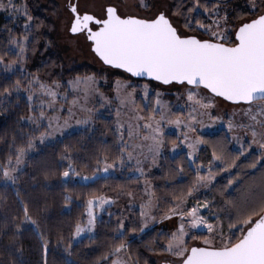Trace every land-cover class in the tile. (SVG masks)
<instances>
[{
  "label": "snow or ice",
  "instance_id": "6c2138e0",
  "mask_svg": "<svg viewBox=\"0 0 264 264\" xmlns=\"http://www.w3.org/2000/svg\"><path fill=\"white\" fill-rule=\"evenodd\" d=\"M136 7L142 10L129 11L126 0H66L65 3L67 19L62 22L64 27L70 34L84 37L90 50L104 65L122 70L131 78H152L164 85L175 82L183 90L178 94L185 97L183 107L189 109L186 119L181 118L183 113L170 118L165 102L160 99L162 94L156 92L155 106L149 103L142 110L135 106L136 90L132 87V79L118 78L112 82L115 85L113 98L119 101L120 106L131 105L130 111L135 115L122 122L120 106H117L112 127L116 153L112 156L98 153L92 176L81 178L95 179L101 174L106 176L110 169L133 165L135 171L132 174L145 178L143 192L146 199L138 205L139 220H128L129 224L139 223V227L127 228L124 223L127 217L117 220V240L97 258L95 264H138V260L132 257L127 234L143 233L153 222L171 221L173 218L176 221L174 230L158 234L166 237L161 250L174 258L166 260L165 264H264V174L260 176L259 183L253 179L245 184L237 164L239 156L253 145L257 146L260 155L248 165L249 169L255 170L257 163L264 161V0H248L247 11L243 14L230 8L228 0H136ZM0 10L22 12L26 17L24 34L13 35L4 29L9 32L8 47L0 55V68L13 74L19 72L23 82L16 79L5 86L0 91V99L13 94L25 96L29 114L22 116L21 120L37 131L46 123V130L39 132L41 141L53 133H62L71 124L92 123L91 114L95 110L87 107L89 98L95 95L101 106L111 104L109 97L97 87L102 81H98L94 73L77 74L61 81L42 78L39 71L27 72L25 65L30 52L35 51L36 43L32 35L34 18L28 12L27 0L23 3L0 0ZM42 24L43 21L37 22L35 29ZM9 52L14 58L6 61ZM140 87L143 97H147L149 85L145 83ZM69 95L72 97L70 100ZM217 100L237 106L245 117L246 122L235 123L229 116L227 126L229 130L242 128L250 133L247 148L239 136L233 135L232 139L240 144L242 151L238 156H226L224 145L217 141L211 145V159L204 175H201L203 164L196 165V175L190 186L173 188L165 196H158L142 164L149 159L155 164L161 153L164 146L162 123L192 129L197 115L208 114L207 110L214 109ZM77 108L89 115L76 118L74 109ZM49 112H66L67 115H49ZM200 126L203 127L202 121ZM35 139L29 136L26 145L15 146L14 155L9 154L6 162H0V180L5 185L11 184L19 203L17 215L6 219L3 228L6 231L11 229L14 240L24 233L39 237L45 254L43 264H47L50 244L63 246L68 251L72 240L93 231L98 215L96 209L111 206L119 195H127L131 207H136V204L131 191H121L115 198L91 195L81 218L71 226L69 243H64L65 237L58 230L53 242L43 230L46 205L30 203L16 187L22 171L20 166L34 147ZM183 142H187L189 158L199 151V145L209 144L202 137L189 141L187 134ZM176 147L173 142L172 148ZM71 154V146L65 145L62 159L70 161ZM218 163L224 165L220 171L231 177L220 189L221 199H196V193L201 188L207 189L216 179L212 168ZM176 171L183 172V167H177ZM70 173L80 176L71 163L60 176L66 178ZM48 174L45 172V177ZM71 199L66 195L65 203ZM202 212L208 215H202ZM198 231L206 234L195 235ZM65 264L71 262L66 261Z\"/></svg>",
  "mask_w": 264,
  "mask_h": 264
},
{
  "label": "trees",
  "instance_id": "16d2710c",
  "mask_svg": "<svg viewBox=\"0 0 264 264\" xmlns=\"http://www.w3.org/2000/svg\"><path fill=\"white\" fill-rule=\"evenodd\" d=\"M14 2L23 3L24 0H14ZM247 3L248 0H228V6L238 14L247 11ZM27 5L29 14L34 18L32 35L36 38L35 51L30 52L25 65L27 72L39 71L42 78H55L61 81L77 74L84 76L94 73L97 78L105 75L103 69H98L86 62L74 61L70 65L66 64L61 47L53 33L54 23L61 18L62 14L61 6L57 0H47L46 3L41 0H27ZM9 13L0 10V55L4 54L8 47L9 32L5 31V28L10 30L13 35L24 34L26 17L22 14ZM248 14L251 15V13ZM39 21H43V24L39 29H35L34 26ZM13 58L14 55L9 52L5 60ZM113 71L114 73L110 75L113 80L123 77L122 74H119L121 70L113 69ZM16 79H21L23 82L19 72L13 74L0 68V91ZM138 80L152 85L158 83L152 80ZM65 87L67 86L65 85ZM154 96V93L150 95L152 106L154 105ZM136 101L142 108L141 96H138ZM28 114V102L24 95L13 94L7 99H0V162H6L9 154L14 155L15 146L26 145L29 136L36 137V139L39 137L41 128L37 131L27 122L21 120L22 116ZM113 124L112 116L98 118L93 128L74 131L38 149L35 154L27 158L25 168L19 172L16 187L20 189L21 196L29 200L30 203L46 205L47 216L43 230L46 235L51 236L53 242L58 230L65 237L64 243H69L68 236L72 230L71 226L81 218L86 201L91 195L115 197L121 191L136 190L140 183V178L130 177L126 171L120 172L118 168L115 169V173L106 176L99 175L89 182L76 181L75 176L71 173L67 180L60 176V173L71 163L75 171L80 173L79 177H91L98 153L114 155L116 149L113 146L115 140L112 133ZM202 138L209 144H202L195 165L208 164L211 159V145L217 141L224 145L226 156H238L241 152L234 147L232 139L224 130L204 134ZM178 140L176 134L165 135V153L160 168L151 176L156 193L161 197L173 188L190 186L196 175L195 168L190 164L184 151H180L174 156L169 154L172 143L176 144ZM65 145L71 146L72 149L70 161L62 159ZM259 155V152L252 151L247 157L242 155L237 160V164L240 165V177L245 184L250 183L253 179L259 183L260 176L264 174V161L257 163L255 170L248 167ZM179 166L183 167V172L176 171ZM216 171L219 177L208 190L202 192V199L211 200L213 197L217 200L221 199L220 189L231 177L226 174L221 175L219 168H216ZM45 172L49 173L47 177L44 175ZM233 175H235V171H233ZM66 195L72 197L68 204L65 203ZM225 195L227 196V193ZM18 208L19 203L14 188L11 184L5 185L3 180H0V264H43L45 254L40 247L39 237L33 233H24L18 237V240H14L11 229L6 231L3 228L6 219L10 220L17 215ZM113 210L114 208L110 207L107 212L102 214L96 223L93 236L72 240L68 251H65L63 246L54 247L53 244H50L46 257L47 264H65L66 261H70L71 264H95L97 258L117 240V220L124 218L125 214ZM127 218L124 220L127 228L139 227V223H128L129 219L139 220L138 209H131L127 213ZM175 223V218L171 221L163 220L150 225L143 233L139 231L134 234L128 233L126 240L133 259L138 260V264H157L159 257L168 255L167 252L161 250V245L165 243L166 237L162 238L158 234L161 231L174 230Z\"/></svg>",
  "mask_w": 264,
  "mask_h": 264
},
{
  "label": "rangeland",
  "instance_id": "374dc122",
  "mask_svg": "<svg viewBox=\"0 0 264 264\" xmlns=\"http://www.w3.org/2000/svg\"><path fill=\"white\" fill-rule=\"evenodd\" d=\"M7 2V0H5V3ZM41 2L46 3L47 0H41ZM57 2L60 4L61 6V18L57 21H55L54 23V28H53V33L61 47V51L63 53V58L66 62V64L70 65L71 63H73L74 61H77L79 63H88L90 65H93L94 67L98 68V69H103L105 71V75L101 78H97L98 81H102L100 83L97 84V87H99L100 91H102L105 96H108L109 99L111 100V104H103V106H101L100 102L97 100L96 96L93 95L89 98L88 100V104L87 107L94 109V113H92V123L88 124V125H76V124H71L69 128L65 129L62 133H53V135L46 137L43 141H41L39 139V137L34 140V147L32 149H30L27 153V155L24 158V162L23 164L20 166L22 168V170L25 168L26 165V160L29 156L35 154L38 149L51 144L53 142H55L58 139H61L62 137H64L67 134H70L74 131H78L81 129H85V128H93L96 124V120L100 117L103 116H112L114 118V121L116 119V108L119 105V101L117 99H114L113 97L115 96V85L112 83L114 80L110 77L111 74L114 73L113 69H109V67H106L100 60L99 58L90 50L89 48V42H87L84 37L79 36V35H73L70 34L67 29L64 27V24L62 22L66 21L67 19V10L65 8V3L66 0H57ZM126 3L128 5V10L129 11H141L142 9H138L136 7V0H126ZM5 11V10H3ZM5 12H9V11H5ZM11 14V12L9 13ZM14 15H19L23 13H13ZM119 74H122L123 77L119 78V79H132L133 83H132V87L135 88L136 93H135V106L140 108V109H144L146 104H151L150 101V95L152 93L156 92H160L162 95L160 96V99L165 102L167 109L170 112V118H175L177 115L183 113L184 115L181 117L182 119H186L187 118V113L189 111V109L187 107H183L185 104V97L183 95H178L179 93H181L183 90L181 89V87L179 85H177L176 83H173L171 85H162V84H158V83H154L153 85L148 83V82H142L139 81L138 79H133L128 77V75L123 74V72L119 71ZM73 78V77H71ZM69 78V79H71ZM116 80V79H115ZM103 81H106L103 82ZM147 83L150 87V94L147 97H143V90L140 87L141 85ZM103 86L104 88L100 87ZM107 88H110V90H107ZM141 96V102L143 103V107L141 108L138 104H137V97ZM71 95H69V100L71 99ZM155 100H156V96H154V105L155 106ZM65 107H67V105H65ZM132 106L131 105H125V106H120V119L121 121H129L130 119H132L135 115L134 112L130 111V108ZM74 111L76 112V118H83L86 115H89V113L86 112H82L80 111L78 108L74 109ZM233 112H235V115L233 116ZM208 114H205L203 116H199L197 115V121L192 123V129H188L185 128L183 125L177 127L175 124H167V122H163L162 123V128H163V134H164V146L161 149V153L160 155L157 157L156 163L152 164L151 163V159H149L147 162H144L142 164V166L145 168L146 172L148 173L147 178L151 180L152 185H153V181L151 179V176L160 168L161 165V161L162 158L164 156L165 153V135L166 134H176L178 136V142L176 143L177 147L176 149H173L172 146L169 150V154L171 156L176 155L177 153H179L180 151H184L186 154L189 151L188 147H187V142H183L184 141V136L185 134H187V136L189 137V141L196 139L197 137H202V135L204 134H211V133H215L218 132L220 130H224L232 139L233 135L239 136L241 138V142L243 143L244 147L247 148L248 146V142L251 139L250 133L247 132L246 129H242V128H233L232 130L228 129L227 126V121L229 119V116H232L233 120L235 123H241V122H246L245 121V117L241 114V112L239 111V108L237 106H233L229 103H225L222 102L221 100H217L216 102V107L214 109H208L207 110ZM227 113V114H226ZM49 115H61L66 116L67 113L66 112H58V113H52L49 112ZM141 114H144V112L142 111ZM211 117H220L221 119L215 120L213 121L211 119ZM202 121L203 123V127L200 126V122ZM46 123L40 127L42 131L46 130ZM127 138V137H126ZM233 141V145L236 149H238L239 151H242L240 144L237 143L236 140L232 139ZM202 144L199 145V150L201 148ZM257 146L253 145L252 148L248 149L247 152H245L243 154V157H247L252 151H256L257 150ZM199 155V151L194 153L193 157L189 158V162L190 164L195 168V161L197 160ZM208 164H203V168L201 169V175L205 174L206 171V166ZM224 165L218 163V166H213L212 171L216 174V179L219 177L216 168H223ZM120 172H124L126 171L127 175L130 177H137L140 178V183L138 184L136 190L131 191L134 194V200L133 203L136 204V207H131L128 203L129 201V197L127 195H119L118 199H116L115 203L111 204V206L105 205L103 209H96L98 215H97V219H96V223L97 221L101 218L102 214L104 212H107L108 209L114 208L113 211H121L123 212V214H125L124 217H127V213L131 210V209H138L139 210V203L143 200L146 199V196L144 195L143 192V181H144V177H138L136 175H133L132 173L135 171L133 165H128L126 168L124 169H120L118 168ZM116 170H109V174L110 173H115ZM232 171V170H230ZM21 172V171H20ZM225 174V172L221 171V175ZM103 175V174H101ZM108 175V174H107ZM70 176V175H69ZM99 176V175H98ZM69 177L64 178L65 180H67ZM74 179L76 181H81V182H89L93 179L90 180H83L81 177L79 176H75ZM215 179V180H216ZM212 181V183L208 186L207 189L205 188H201L200 192L196 193L195 198L199 199V200H203L201 198V194L202 192L208 190L213 183L215 182ZM4 183V181H3ZM5 184V183H4ZM116 197V196H115ZM114 197V198H115ZM153 214H157V213H153ZM202 215L207 216L208 213L207 212H202ZM127 220V219H125ZM156 222H153L152 224H154ZM150 224V225H152ZM149 225V226H150ZM195 233H202V232H195ZM95 234V228L93 229V231L91 233H82L80 237H77L76 240H80L86 236H93ZM191 243V242H190ZM174 258L170 256V254L168 253V255L166 256H162L159 257L157 259V264H161L162 261H166V260H173Z\"/></svg>",
  "mask_w": 264,
  "mask_h": 264
},
{
  "label": "water",
  "instance_id": "95a60500",
  "mask_svg": "<svg viewBox=\"0 0 264 264\" xmlns=\"http://www.w3.org/2000/svg\"><path fill=\"white\" fill-rule=\"evenodd\" d=\"M106 66V65H105ZM109 67V66H108ZM122 71V70H121ZM136 79H144V80H152V81H155L154 79L152 78H147V77H144V78H136ZM155 82H158V83H161L162 85H164L162 82H159V81H155ZM175 83V82H173ZM161 264H165V261H162Z\"/></svg>",
  "mask_w": 264,
  "mask_h": 264
}]
</instances>
